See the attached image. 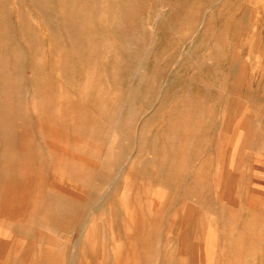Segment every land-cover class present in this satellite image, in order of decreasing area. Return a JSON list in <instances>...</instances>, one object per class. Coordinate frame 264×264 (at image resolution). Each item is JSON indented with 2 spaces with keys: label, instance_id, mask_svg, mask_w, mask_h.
<instances>
[{
  "label": "rangeland",
  "instance_id": "1",
  "mask_svg": "<svg viewBox=\"0 0 264 264\" xmlns=\"http://www.w3.org/2000/svg\"><path fill=\"white\" fill-rule=\"evenodd\" d=\"M0 264H264V0H0Z\"/></svg>",
  "mask_w": 264,
  "mask_h": 264
}]
</instances>
